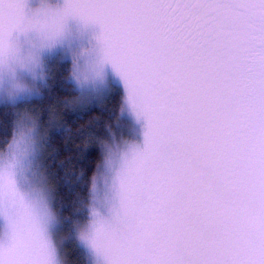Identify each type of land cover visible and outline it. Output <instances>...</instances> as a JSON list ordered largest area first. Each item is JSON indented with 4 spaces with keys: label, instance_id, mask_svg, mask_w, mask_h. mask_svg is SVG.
Wrapping results in <instances>:
<instances>
[{
    "label": "snow or ice",
    "instance_id": "1",
    "mask_svg": "<svg viewBox=\"0 0 264 264\" xmlns=\"http://www.w3.org/2000/svg\"><path fill=\"white\" fill-rule=\"evenodd\" d=\"M142 4L42 0L36 14L45 22L56 21L48 28L26 20L31 14L26 0H0V81L8 84L19 77L31 84L26 62L30 68L38 60L44 71L37 92L0 94V218L8 234L0 243V264H67L66 230L83 250V264H264L261 120L252 196L235 237L189 255L137 228L169 132L155 69L140 45ZM250 8L264 19V0H250ZM69 22L99 31V52L87 75L64 49ZM21 31L38 33L27 50L19 44ZM53 64L66 73L61 83L67 95L45 104L53 94ZM30 105L39 110H28ZM94 107L107 109L109 116L94 115Z\"/></svg>",
    "mask_w": 264,
    "mask_h": 264
},
{
    "label": "clouds",
    "instance_id": "2",
    "mask_svg": "<svg viewBox=\"0 0 264 264\" xmlns=\"http://www.w3.org/2000/svg\"><path fill=\"white\" fill-rule=\"evenodd\" d=\"M41 2L26 0V20L56 27L36 14ZM138 26L169 132L137 228L189 255L219 248L242 226L253 191L256 128L264 121V19L250 0H143ZM64 31L65 51L87 75L100 48L98 29L69 22ZM37 36L19 32L20 46L31 48ZM23 67L32 83L0 81V94L38 91L39 61ZM7 238L0 218V243Z\"/></svg>",
    "mask_w": 264,
    "mask_h": 264
},
{
    "label": "trees",
    "instance_id": "3",
    "mask_svg": "<svg viewBox=\"0 0 264 264\" xmlns=\"http://www.w3.org/2000/svg\"><path fill=\"white\" fill-rule=\"evenodd\" d=\"M50 72H51L52 79L49 80V83L54 85L53 90H52L53 94L51 96L45 97V101H44L45 104L57 103L67 95V92L64 90V87L61 83V81L66 76V73L63 71V69H61L57 65ZM33 108H35L36 110H39V105H34ZM0 112H2V109H0ZM92 113L94 115H99L102 118L109 116V112L107 111V109H101L98 107H94L92 109ZM103 122H104L103 119H101L100 121L101 131H102ZM71 148H72V145H69V149ZM63 191L64 193H67L68 192L67 187H65ZM66 233L69 235L72 234L70 230H66ZM83 260H84L83 251L75 247L69 257L68 264H83Z\"/></svg>",
    "mask_w": 264,
    "mask_h": 264
},
{
    "label": "rangeland",
    "instance_id": "4",
    "mask_svg": "<svg viewBox=\"0 0 264 264\" xmlns=\"http://www.w3.org/2000/svg\"><path fill=\"white\" fill-rule=\"evenodd\" d=\"M55 67H56V65L53 64L52 67H51V69H50V71H51L53 68H55ZM33 107H34V105H30V106H28V110L33 109ZM30 108H31V109H30ZM21 111H23V109H22ZM65 235H66V239H65V243H64V248H65V257H66L67 264H68L69 257H70V255H71L72 251L74 250L75 247H76V248H78V247H77L76 240H75L73 234H70V235H69V234L65 233ZM79 249H80V248H79ZM80 250L83 251L82 249H80Z\"/></svg>",
    "mask_w": 264,
    "mask_h": 264
}]
</instances>
